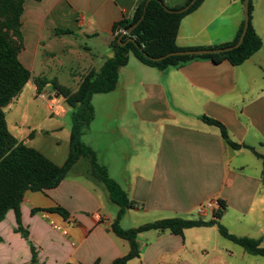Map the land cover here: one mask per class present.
Returning a JSON list of instances; mask_svg holds the SVG:
<instances>
[{
  "label": "crops",
  "instance_id": "obj_1",
  "mask_svg": "<svg viewBox=\"0 0 264 264\" xmlns=\"http://www.w3.org/2000/svg\"><path fill=\"white\" fill-rule=\"evenodd\" d=\"M141 1L150 0H25L19 59L31 79L4 109L14 137L65 165L74 110L54 83L76 92L86 75L99 73L115 56L114 25L133 18ZM188 1L162 0L171 9ZM250 2L262 48L241 65L195 59L158 69L129 53L115 89L92 95L93 117L80 137L89 153L58 187L27 191L19 222L13 210L0 222V264H33V249L38 264H112L131 250L114 234L115 224L126 231L174 218L213 224L182 235L143 232L136 239L139 256L127 264H264L219 230L264 237L263 163L251 150L264 155V0ZM244 18L245 0H203L181 20L176 45L198 50L232 43ZM39 55L41 61L65 56L79 82L69 88L43 67L35 77ZM37 79L47 82L41 92ZM204 118L221 123L240 148ZM96 165L136 203L119 219ZM212 198L222 203L220 217L199 216L197 208ZM55 208L67 216L47 211Z\"/></svg>",
  "mask_w": 264,
  "mask_h": 264
},
{
  "label": "trees",
  "instance_id": "obj_2",
  "mask_svg": "<svg viewBox=\"0 0 264 264\" xmlns=\"http://www.w3.org/2000/svg\"><path fill=\"white\" fill-rule=\"evenodd\" d=\"M191 1L189 0L186 6ZM202 2L203 0H197L188 11L174 13L167 11L168 7L164 5L162 0H150L147 6L146 1H141L135 10L133 18H124L114 25L113 31L116 33V36L112 42V47L114 48L115 56L105 63L99 73L90 72L86 75L76 92L60 87L54 83V88L74 110V127L71 135L70 156L65 165L60 167L39 151L29 148L20 142L12 135L8 128L4 109L21 94L31 79V72L19 59L20 52L24 47L21 34V17L24 11L25 0H0V222L5 219L7 213L11 210L16 212L19 222L20 205L27 191L44 192L58 187L80 156L89 153L81 143L80 137L83 129L93 117V109L91 106L92 95L95 93H108L115 89L118 72L120 68L128 63L129 53H133L143 64L158 69H165L195 59H209L214 63L228 61L232 65L238 66L262 48V40L251 24L252 5L250 2V24L244 41L239 48L219 54L174 56L162 61L153 60L152 58H160L172 52L194 50L179 48L176 45V39L183 17L194 11ZM168 9L176 11L182 8ZM143 16L144 18L140 22ZM138 22H140L139 25L131 34L129 36L125 35L121 41V43H124L128 39H134L135 42H128L125 46H120L118 43V39L122 35L120 30L129 31ZM243 28L244 23L232 43L209 49L227 48L235 45L243 32ZM46 83L44 80H36L39 92L42 91ZM204 119L207 123L220 128L223 138L232 147L236 149L240 148L239 145L229 140L227 130L221 123L209 118ZM251 150L262 159L264 185V155L257 154L253 148ZM94 168L107 186L112 201L120 207L118 219L123 216L127 209L136 207V203L130 201L127 195L114 182L107 178L102 168L97 165ZM47 211L59 212L67 216V213L60 208ZM216 215L217 218L220 217V213ZM210 224H213V222H205L202 219L184 220L174 218L150 222L126 231L122 230L118 224H115L112 227L114 234L128 240L131 245V250L128 255L114 261L112 264H127L128 261L139 256L136 239L143 232L150 230H170L174 234L182 235L185 229ZM219 230L223 237L241 246L248 254L264 258V237L260 240L246 237L241 238L229 234L222 226H219ZM32 263L38 264L34 249Z\"/></svg>",
  "mask_w": 264,
  "mask_h": 264
},
{
  "label": "water",
  "instance_id": "obj_3",
  "mask_svg": "<svg viewBox=\"0 0 264 264\" xmlns=\"http://www.w3.org/2000/svg\"><path fill=\"white\" fill-rule=\"evenodd\" d=\"M196 1L197 0H192L189 5H187L186 7L182 8V9L172 11V10L167 8V11L168 12H174V13H184V12L188 11L194 5V3ZM148 3H149V1L146 3V6L148 5ZM145 11H146V8H145ZM143 18H144V16L141 18L140 22L143 20ZM140 22H138L137 24L132 26L130 28V30L127 32H124V34L130 35L131 32L139 25ZM249 24H250V0H245L244 28H243V32H242L238 42L235 45L227 47V48H219V49L183 50V51L169 53L166 56H163L160 58H152V59L155 61H162L166 58L174 57V56H201V55H207V54H219V53H225V52L232 51L234 49L239 48L241 46V44L243 43L244 38H245L246 33L248 31V28H249ZM122 38H123V35L119 38V44L121 46H125L126 43H121ZM128 42H135V41H134V39H129Z\"/></svg>",
  "mask_w": 264,
  "mask_h": 264
},
{
  "label": "rangeland",
  "instance_id": "obj_4",
  "mask_svg": "<svg viewBox=\"0 0 264 264\" xmlns=\"http://www.w3.org/2000/svg\"><path fill=\"white\" fill-rule=\"evenodd\" d=\"M39 59L37 60L36 64V69L34 72V76L36 77L38 75V70L43 67L47 71L52 70L53 75L58 78V80L62 83L65 84L69 88H73V81L75 80L76 82H79V78H73V72L71 71V65L72 62H69L68 59L65 58V56L59 57L55 60L48 59V60H42L41 61V55H39ZM75 71H77L76 68H74ZM80 71V70H79ZM36 73V74H35ZM139 223H147V220H141ZM233 244V243H229ZM258 260H262L261 258H258Z\"/></svg>",
  "mask_w": 264,
  "mask_h": 264
},
{
  "label": "built area",
  "instance_id": "obj_5",
  "mask_svg": "<svg viewBox=\"0 0 264 264\" xmlns=\"http://www.w3.org/2000/svg\"><path fill=\"white\" fill-rule=\"evenodd\" d=\"M222 210L223 206L221 201L218 198H212L197 208V214L201 217L206 216L209 213L216 215ZM55 228L56 230H61L58 226H55ZM64 234L66 235L67 232L64 231Z\"/></svg>",
  "mask_w": 264,
  "mask_h": 264
}]
</instances>
